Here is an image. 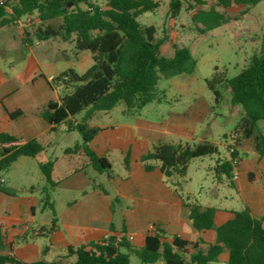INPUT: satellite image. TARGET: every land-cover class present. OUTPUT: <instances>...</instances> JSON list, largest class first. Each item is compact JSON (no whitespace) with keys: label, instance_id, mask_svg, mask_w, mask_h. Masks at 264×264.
Instances as JSON below:
<instances>
[{"label":"trees","instance_id":"trees-1","mask_svg":"<svg viewBox=\"0 0 264 264\" xmlns=\"http://www.w3.org/2000/svg\"><path fill=\"white\" fill-rule=\"evenodd\" d=\"M261 1L218 0L210 11H200L193 20L204 21L206 28L202 33H206L226 23L227 11L244 8L240 12L244 16ZM159 7L158 0H8L0 6V29L31 18L40 22L35 31L39 40L61 36L68 42L75 37V63L42 64L41 77L48 82L54 77V82L49 83L60 90V96L57 101L49 102L41 116L56 128L64 126L68 132H78L83 143L67 152H77L83 147L92 166L100 173L111 174L112 166L107 158L97 156L87 147L100 131L90 126L93 116L98 112H110L120 104L125 105L128 114H136L151 103L160 104L166 101L165 93L159 95L157 92L162 78L194 71L196 62L188 48H176L173 57L162 56L161 43L155 41L156 28L139 23L142 14L154 12ZM182 7L181 0L171 4L173 18L180 15ZM54 21L62 23L55 28L51 25ZM220 80L215 74L207 81L209 89L217 96L216 84ZM59 81L61 86L57 85ZM228 83L232 103L243 108L244 117L230 148L233 150L230 159H218L215 171L234 187L233 178L239 169L235 161H241L238 151L241 141L251 140L259 159L264 160V132L259 126L264 121V52L254 54L248 68ZM21 114L17 111L9 116L16 119ZM79 116H82L81 121L76 120ZM19 141L9 133L0 134V181L20 158H39L45 152L37 140L17 145ZM218 154L219 148L207 141L193 146L159 142L141 157L147 172L158 168L166 178L176 180L175 187L190 211L193 227L200 233H217L216 242L209 245L207 251L201 249L204 245L201 239L192 243L177 236L169 237L155 227L141 248H136L125 236L110 235L98 243L69 248L67 256L56 261L41 259L27 263L18 258L0 228V264H132L133 257L141 264H214L224 253L229 255L227 264H264V218L255 217L244 207L234 213L233 219L217 227V208L204 207L183 195L191 162ZM124 163L130 171L129 154ZM39 167L48 184L54 186L53 163L40 162ZM250 181H253V174ZM0 191L5 192L1 182ZM118 201L114 200V207ZM56 223L54 218L52 230ZM110 232H115L113 225ZM71 258L75 260L70 261Z\"/></svg>","mask_w":264,"mask_h":264},{"label":"crops","instance_id":"crops-1","mask_svg":"<svg viewBox=\"0 0 264 264\" xmlns=\"http://www.w3.org/2000/svg\"><path fill=\"white\" fill-rule=\"evenodd\" d=\"M27 19H21L16 26L23 36L24 47L31 50L40 22L34 21L38 24L34 31L27 24ZM37 45L40 46V42ZM31 52L33 55L34 52ZM43 63L52 62L32 59L25 71L12 76L4 73L0 66V134L16 136L20 140L17 145L37 140L45 149L41 157L20 158L12 167L28 163L25 161H34L38 167L40 162L53 163L54 186L48 184L39 167L44 183L39 194L30 182L17 180V184H13L9 182L7 173L2 177L5 192L0 191V228L18 258L27 263L41 259L52 262L67 256L69 248L98 243L110 235L118 238L125 236L128 240L133 237L131 244L141 248L155 227L169 237L177 236L192 243L201 239L204 241L201 249L207 251L209 245L216 242L217 233L198 232L189 219V209L184 206L175 187L176 180L166 178L158 168L147 172L141 157L159 142L181 145L205 142V138L197 136L196 127L210 113V108L197 105L186 112L160 111L161 122L148 119L141 111L136 114L125 111L119 114L120 119L114 118L112 112L118 106L110 112L96 113L90 126L100 131L87 147L97 156L107 158L112 166L111 174L100 173L92 166L83 147L77 152H67L81 145L83 138L69 147L67 136L73 132L66 131L64 126L56 128L42 118L41 114L49 102L57 101L60 96V90L41 77ZM58 63L62 62H53ZM31 68L34 77H30ZM164 102L158 104L161 106ZM17 111L22 114L11 119L9 113ZM247 143L253 146L251 140H243L238 147L241 164L238 179H233V184L243 206L248 207L255 217L264 218V160L259 159L253 147L251 152H247ZM249 153L254 159L242 157ZM127 154L130 155V171L124 163ZM227 155L225 159H230L228 150ZM112 160L118 161L121 168L119 174L113 172ZM256 170L259 176L253 175V181H250V175ZM226 183V180L220 179L221 186ZM62 192H69L72 196L64 199ZM46 198L47 201H44ZM116 199L119 201L114 207ZM118 211L120 214L116 220ZM235 212L238 211L218 209L215 225H224L234 218ZM54 218L57 223L52 230ZM112 225L115 228L113 233L110 232ZM221 259L228 262V253L222 254Z\"/></svg>","mask_w":264,"mask_h":264},{"label":"rangeland","instance_id":"rangeland-1","mask_svg":"<svg viewBox=\"0 0 264 264\" xmlns=\"http://www.w3.org/2000/svg\"><path fill=\"white\" fill-rule=\"evenodd\" d=\"M174 1L158 0L160 7L154 12L142 14L138 21L145 27L156 28L155 41L161 43L162 56L173 57L176 48H188L196 62L194 71L190 74L162 78L157 86V92L159 95L165 93L166 102L161 106L158 103L148 104L140 113L150 120L161 122L158 115L160 111L186 112L197 105L210 108V113L196 127V133L198 137L215 144L219 148V154L191 162L185 179L187 183L184 195L202 205L241 211L244 206L236 189L229 182L226 183L227 185H220V179H226L216 174L215 167L219 158L221 160L228 158L227 150L230 155L238 125L244 117L243 108L232 103V93L228 82L248 68L254 54L264 52V0L251 7L244 16L240 15L244 8L227 11L226 23L206 33H202L206 28L204 21L196 22L193 17L200 11H210L218 0H181L183 7L177 18H173L170 12ZM23 21H26V18ZM61 23V21H54L51 25L58 28ZM28 25L34 30L38 24L32 21ZM74 39L75 37L67 42L60 36L46 41L35 37L31 47L34 52L32 55L31 50L24 47L23 36L16 25L2 27L0 29V66L4 73L12 76L25 71L27 65H31L32 59L47 60L52 64L59 61L73 64L75 63ZM38 42L40 46L37 45ZM34 55L35 58H32ZM30 74V77L35 75L32 68ZM215 74H218L221 79L220 83L216 84L219 96L211 91L207 84V81L212 80ZM125 111V105L120 104L112 114L114 118L120 119L119 114L122 115ZM81 119L82 116L76 118L79 121ZM259 126L264 132V121H261ZM81 139V135L75 131L67 136V145L73 147ZM189 144L193 146L192 142ZM251 147L253 150L254 143L253 146L247 143L246 151L251 152ZM242 157L246 160L254 159L252 153ZM25 162L28 163H20L12 167L7 172V178L13 184H17V180L30 182L37 188L39 194L44 187L41 171L34 161ZM111 163L113 172L119 174L121 168L118 161L112 160ZM252 174L259 176L257 170ZM71 196L69 192H62L64 199H69ZM119 214L118 211L116 220ZM132 264H141V262L133 257ZM214 264H227V262L221 259Z\"/></svg>","mask_w":264,"mask_h":264},{"label":"built area","instance_id":"built-area-1","mask_svg":"<svg viewBox=\"0 0 264 264\" xmlns=\"http://www.w3.org/2000/svg\"><path fill=\"white\" fill-rule=\"evenodd\" d=\"M8 2V0H0V6H2V5H4V4H6ZM32 22V19L31 18H28L27 19V24H29V23H31ZM54 80H55V78L54 77H50L49 78V82L50 83H52V82H54ZM57 85L58 86H61L62 85V82L61 81H59L58 83H57ZM64 129L66 130V127H64ZM231 151H233V150H231ZM235 163L237 164V165H239L240 166V164H241V161L240 162H238V160H236L235 161ZM238 171H236V173H235V175H234V180H237L238 179ZM1 183H3L4 182V180H1L0 181ZM134 240V238L133 237H130L129 238V241H133Z\"/></svg>","mask_w":264,"mask_h":264},{"label":"water","instance_id":"water-1","mask_svg":"<svg viewBox=\"0 0 264 264\" xmlns=\"http://www.w3.org/2000/svg\"><path fill=\"white\" fill-rule=\"evenodd\" d=\"M72 5V3L70 4V6Z\"/></svg>","mask_w":264,"mask_h":264}]
</instances>
